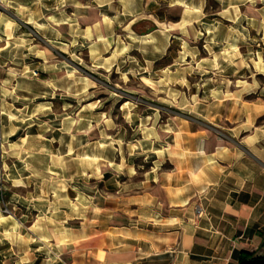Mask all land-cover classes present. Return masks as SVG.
I'll return each mask as SVG.
<instances>
[{
  "label": "crops",
  "instance_id": "crops-1",
  "mask_svg": "<svg viewBox=\"0 0 264 264\" xmlns=\"http://www.w3.org/2000/svg\"><path fill=\"white\" fill-rule=\"evenodd\" d=\"M170 1L0 0V118L15 97L41 104L34 72L42 61L69 83L83 55L107 74L136 54L153 66L173 40L185 42V30L199 26L203 38L220 22L243 27L255 44L210 86L209 99L194 101L192 114L166 117V141L148 150L150 167L121 181L101 217L83 219L80 236L59 252L48 245V264H239L243 252L264 256V0H216L213 13L208 0ZM183 54L175 59L191 58ZM205 59L212 56H200L199 66L194 59L200 73ZM41 249L20 242L0 253H17L7 264H42Z\"/></svg>",
  "mask_w": 264,
  "mask_h": 264
},
{
  "label": "rangeland",
  "instance_id": "rangeland-1",
  "mask_svg": "<svg viewBox=\"0 0 264 264\" xmlns=\"http://www.w3.org/2000/svg\"><path fill=\"white\" fill-rule=\"evenodd\" d=\"M219 8L208 0L209 13ZM170 14L175 23L179 9L170 8ZM211 29L203 38L199 26L194 33L185 30V42L173 40L153 66L136 54L107 74L83 55L71 64L76 75L70 83L42 61L34 72L41 104L15 97L19 101L0 118V209L7 220L0 224V251L23 242L33 252L41 242L39 257L48 264V245L58 244L59 252L80 236L83 219L101 217L105 197L121 181L150 167L148 150L166 141L160 132L166 117L192 114L194 101L211 97L210 86L225 77L227 66H240L241 53L255 49L243 27L220 22ZM182 50L191 58L175 59ZM207 55L212 61L205 59L200 73L194 59L199 66V57ZM6 254L0 253V264L16 261L17 253Z\"/></svg>",
  "mask_w": 264,
  "mask_h": 264
},
{
  "label": "trees",
  "instance_id": "trees-1",
  "mask_svg": "<svg viewBox=\"0 0 264 264\" xmlns=\"http://www.w3.org/2000/svg\"><path fill=\"white\" fill-rule=\"evenodd\" d=\"M239 264H264V256L255 257L251 253L243 252Z\"/></svg>",
  "mask_w": 264,
  "mask_h": 264
}]
</instances>
